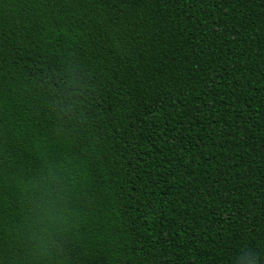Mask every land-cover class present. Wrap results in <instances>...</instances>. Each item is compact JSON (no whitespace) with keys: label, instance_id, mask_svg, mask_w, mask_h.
Returning <instances> with one entry per match:
<instances>
[{"label":"trees","instance_id":"obj_1","mask_svg":"<svg viewBox=\"0 0 264 264\" xmlns=\"http://www.w3.org/2000/svg\"><path fill=\"white\" fill-rule=\"evenodd\" d=\"M0 264H264V0H0Z\"/></svg>","mask_w":264,"mask_h":264}]
</instances>
